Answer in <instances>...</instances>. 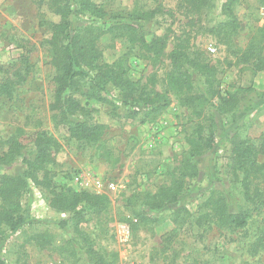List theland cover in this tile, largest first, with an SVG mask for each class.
Returning <instances> with one entry per match:
<instances>
[{
    "label": "rangeland",
    "instance_id": "374dc122",
    "mask_svg": "<svg viewBox=\"0 0 264 264\" xmlns=\"http://www.w3.org/2000/svg\"><path fill=\"white\" fill-rule=\"evenodd\" d=\"M228 1L213 0L210 14L194 17L180 8V0H92L107 24L128 22L147 41L165 38V48L157 58L139 44H131L122 30L104 35L98 47L103 61L121 63L131 81L168 93L169 105L157 115L142 111L131 117L133 108L122 105L111 88L101 94L106 102L81 96L79 101L94 122L106 125L100 142L86 145L71 140L66 127L56 126L50 111L54 72L47 39L49 25L58 17L40 7L38 0H0V83L7 78L15 81L18 74L23 77L8 94L0 93V153L6 151L5 141L17 128L26 135L25 152H34L37 132H46L56 142L47 166L54 186L109 199L101 213L81 209L79 224L105 264H264V240L256 252L252 250L264 236V201L254 198L252 202L243 196L241 177L233 178L228 167L232 142L246 140L257 145L264 132V99L259 98L264 95V69L254 70L255 60L249 63L244 57L252 56L246 53L249 47L251 52L264 53V0L235 1L238 27L234 31L223 30L227 18L222 6ZM181 41H187L191 52L214 67L213 88L221 96L239 90V108L234 114H217L219 101L205 93L199 75L194 77V89L203 97L197 110L184 105L182 97L168 88L169 53ZM89 88L84 83L81 92ZM199 127L202 137L212 132L218 143L211 154L201 158L203 173L190 178L183 191L179 207L186 212L177 218L161 210L142 220L145 195L169 186L181 174L182 161L189 157ZM16 163L0 166V174ZM262 174L253 180L250 193L258 190L264 198V169ZM29 187L21 200L28 211L27 224L4 234L0 259L5 264H89L73 230V214L54 211L45 191L32 184ZM212 191L224 194L232 209L249 214L244 229L198 226L196 219L205 211L202 202ZM62 220L67 222L65 229L59 227ZM122 225L129 229L126 239Z\"/></svg>",
    "mask_w": 264,
    "mask_h": 264
},
{
    "label": "trees",
    "instance_id": "16d2710c",
    "mask_svg": "<svg viewBox=\"0 0 264 264\" xmlns=\"http://www.w3.org/2000/svg\"><path fill=\"white\" fill-rule=\"evenodd\" d=\"M235 1H228L222 6V13L227 18L223 30L234 31L238 27L233 12ZM179 3L186 14L194 17L206 16L214 8L213 0H180ZM38 4L58 17L57 22L49 25L47 39L50 67L54 72L53 101L50 104V111L53 113L56 126L66 127L71 140L95 145L100 142L106 131V125L94 122L90 112L81 105L79 101L81 96L92 98L97 102H106L101 94L111 88L117 91L122 105L133 108L131 117L142 111L157 115L169 105L168 93H160L148 89L138 81H131L121 63L108 64L103 61L98 47V42L104 35L122 30L126 32L125 36L128 34L131 44H139L145 52L157 58L165 48L164 37L147 41L142 33H138L137 27L128 22L107 24L92 0H38ZM86 14L90 16L84 20L82 17ZM183 42L185 41L177 43L169 53L170 71L166 81L168 88L182 97L184 105L194 106V110H197L200 108L197 102L200 103L203 97L194 89V77L199 75L203 78L205 93L219 101L217 114L220 116L234 114L239 108V90L221 96L213 88L214 67L204 61L200 55L191 52L187 41ZM255 52L253 49L251 52L249 47L246 53H251L252 56H244L245 61L251 63L249 60H255L254 70L261 71L264 69V53ZM0 73H3L1 66ZM15 77L17 78L15 81L7 78L0 83V93L8 94L23 81L21 75ZM84 83H89L90 88L82 93L81 86ZM259 98L264 99V95H259ZM248 101L250 103L251 99ZM25 136L23 129L17 128L5 141L6 151L0 153V166L19 161L11 167L12 170L0 174V225L4 227L0 229V242L4 240L6 232L15 233L27 224L28 211L21 200L30 192L29 184H32L48 194L49 206L54 211L73 214V230L79 238L80 249L89 256V264H105L104 257L94 250L92 240L79 229V224L83 220L81 209L101 213L109 204L108 197L87 191L57 189L47 170L51 150L57 146L56 142L46 132H37L33 136L34 152H25ZM217 143L212 132L207 137H202L199 127L198 137L191 142L189 157L182 161L181 174L169 186L160 187L152 195H145L147 200L141 203L140 208L142 220H149L152 214L161 210L171 211L177 218L181 213L186 212L184 207H179L183 191L190 178H198L203 173L201 158L211 154ZM229 151L228 167L233 178L241 177L239 184L243 196L252 202L254 198L264 201L258 190L250 193L253 180L258 181L263 176L264 160L260 162L259 159L264 158V132L257 145L246 140L232 142ZM215 193L212 191L202 202L205 211H201L196 219L198 226L208 225L229 231L244 229L248 224L249 214L238 208L232 209L224 194ZM59 227L65 229L67 222L60 221ZM261 238L263 239H259V243L257 241V244L252 245L254 252L261 245L263 246L261 241L264 240V236ZM0 264H5L4 260L0 259Z\"/></svg>",
    "mask_w": 264,
    "mask_h": 264
},
{
    "label": "built area",
    "instance_id": "2783aa9c",
    "mask_svg": "<svg viewBox=\"0 0 264 264\" xmlns=\"http://www.w3.org/2000/svg\"><path fill=\"white\" fill-rule=\"evenodd\" d=\"M120 228H121V233H122L123 238L126 239L128 237V235H129L128 227L125 226V225H122Z\"/></svg>",
    "mask_w": 264,
    "mask_h": 264
}]
</instances>
